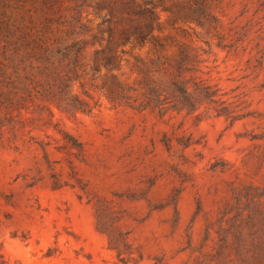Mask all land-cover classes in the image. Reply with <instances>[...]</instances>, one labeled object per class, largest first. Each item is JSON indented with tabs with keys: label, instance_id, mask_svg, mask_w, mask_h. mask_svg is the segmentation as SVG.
I'll return each mask as SVG.
<instances>
[{
	"label": "rangeland",
	"instance_id": "374dc122",
	"mask_svg": "<svg viewBox=\"0 0 264 264\" xmlns=\"http://www.w3.org/2000/svg\"><path fill=\"white\" fill-rule=\"evenodd\" d=\"M24 32L81 41L59 72L91 112L41 99L33 86L60 78L14 52ZM140 32L167 60L186 50V77L240 117L112 102L115 80L143 99L155 55ZM3 67L0 96L23 104L25 128L0 139V264H264V0H0ZM154 77L169 85L175 71Z\"/></svg>",
	"mask_w": 264,
	"mask_h": 264
},
{
	"label": "trees",
	"instance_id": "16d2710c",
	"mask_svg": "<svg viewBox=\"0 0 264 264\" xmlns=\"http://www.w3.org/2000/svg\"><path fill=\"white\" fill-rule=\"evenodd\" d=\"M134 40L135 43L140 45L149 43L151 45L149 50L155 55L149 61L142 62V67L140 68V71L143 73L141 84L143 91L139 97L135 98V101L140 97L143 99L138 103L132 102V96L128 94V91L137 90V88H127L119 80H115L108 86L106 92L107 97L112 102L117 104L126 103L140 110L150 108L158 110L161 114L171 108L177 111L186 110L187 113H194L204 106L207 110L214 109L217 115H226L231 117L232 120L240 117L239 114H235V110L231 104H228L227 100L222 98L219 92L220 89L217 86L211 85L204 80H197L195 77H186L185 73L194 70V67L189 66L192 57L186 50H181L176 59L167 60L163 55L165 44L159 41V39L148 38L144 33L140 32ZM10 41H14L15 53L18 54L24 50L29 56L42 57L40 61L44 62L45 68H49L48 66L52 65L54 66V70L58 72L59 83L48 82V86H43V91L33 86L40 93L42 100H51L58 107L65 110L92 111L93 107L90 105V102L78 94L72 93L69 78L66 77L67 75L59 72L62 58L70 57L73 52L74 54L81 52L83 46L80 40H72L69 43L68 38H63V36H51L46 32L37 34L24 32L16 40ZM128 42H130V36L126 35L123 38V44ZM56 56L57 60L55 61ZM104 65L110 69L117 67L116 55L111 54L107 56ZM95 69L99 70V68ZM170 69L175 71V77L169 85H164L162 80L154 77L155 73L168 72ZM5 74L6 70L3 67L0 69V76L2 77ZM17 77L20 78L18 74ZM4 81V79L0 78V85L5 84ZM10 83L12 84L13 81ZM6 85L8 86V84ZM32 89H29L28 92L32 93ZM14 93L16 96L18 95L17 91ZM22 107L23 104L19 105L14 98L8 97L7 100H3L0 96V139L5 132H9L12 138L16 139L24 131L25 124L20 117ZM166 144L170 145L169 143ZM190 144L191 142L184 143L185 146H189ZM112 240L110 238L111 242ZM111 247L117 249L119 255L122 253L120 246L111 244Z\"/></svg>",
	"mask_w": 264,
	"mask_h": 264
}]
</instances>
